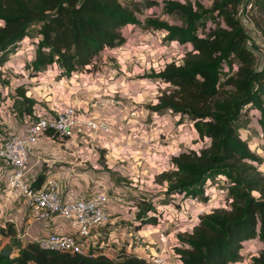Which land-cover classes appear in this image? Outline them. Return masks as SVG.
Listing matches in <instances>:
<instances>
[{
  "label": "trees",
  "instance_id": "1",
  "mask_svg": "<svg viewBox=\"0 0 264 264\" xmlns=\"http://www.w3.org/2000/svg\"><path fill=\"white\" fill-rule=\"evenodd\" d=\"M242 1L211 0L209 9L196 2L168 1L167 14L178 12L181 25L152 18L144 22L145 29L163 32L165 41L191 47L181 65L169 63L151 73L149 78L155 80L157 89H166L146 110L189 119L191 129L205 143L199 151L169 158L177 172L168 180L166 194L206 202L205 187L210 181L229 182L228 209L203 215L188 235L175 238L173 252L179 264H237L244 242L259 239L264 245L261 161L234 127L242 108L250 106L258 114L254 120L264 128V70L256 67L253 47L235 17ZM206 16L221 24L206 31ZM0 24V66L10 48L27 39L35 26L38 40L31 76L37 78L45 68L56 65L60 77L71 78L105 50L125 45L121 29L141 22L121 0H0ZM233 61L238 63L237 70L226 74L223 64L231 67ZM227 87L232 91H224ZM12 94L22 108L20 114H31L36 104L27 92L17 87ZM41 180L39 177L37 182ZM252 192L259 197H253ZM144 214L143 208L137 213L138 228L156 223L155 218L144 219ZM14 234L10 226L0 227V237ZM178 241L187 248L179 249ZM11 254L0 257V264H147L143 257L121 251L115 260L85 258L43 250L31 242L18 247L16 256ZM252 263L264 264V248Z\"/></svg>",
  "mask_w": 264,
  "mask_h": 264
},
{
  "label": "rangeland",
  "instance_id": "2",
  "mask_svg": "<svg viewBox=\"0 0 264 264\" xmlns=\"http://www.w3.org/2000/svg\"><path fill=\"white\" fill-rule=\"evenodd\" d=\"M168 1L178 3L189 2L192 4L196 2L201 4V6L205 9H209L212 5L211 0H121L125 6L134 11L135 15L141 22V25L137 27L128 25L121 29L120 32L126 39L125 45L114 49L113 55H109L108 50H105L98 58L93 59L92 64L89 67L80 72L74 73L71 78H74L73 80H78L81 78L80 75L82 74L86 76L90 75L89 78H91L93 82H95V79L97 78H104V76L114 79V81H112L106 78L109 82H114V84L119 88L112 86L107 88L108 90L105 93H110L109 95L111 96L109 97H112L113 95L116 97L118 94H114L115 91L121 90V95L123 96L120 98L116 97V99L121 103L120 107H122V109L126 104L132 103L133 100L130 99V97L134 100L136 99V101H138V99L139 101L141 100V103L136 105L140 111L146 109L145 105L155 103L156 97L161 94L166 87L163 86V89H157L155 80L149 78L151 73L169 63L181 65L184 56L191 50L189 45L180 46L175 43L165 41V34L163 32L148 30L144 27L145 20L149 18L166 21L174 25L182 24L181 16L178 12L175 11L172 15L167 14L166 3ZM245 1L246 0H243L238 5L235 17L240 21L241 17L247 13L248 16H251L259 30L264 34V6H262V2H264V0L252 1L253 6L248 12H246L247 9H242ZM218 24H221L220 20H209L206 16L204 28L208 31L209 28H215ZM37 40V27L33 26L29 30L28 38L18 42L14 47L10 48L6 57V62L0 66V139L5 138L10 132L9 127L11 124H13L14 128L16 127L22 134H24L25 127L22 125L20 120V110L22 108L20 107L19 102H14V96L12 94L17 87H21L25 93L29 92V97L31 99H40L42 98V95H46L41 103L35 102L36 105L34 106V108L37 109H44V112L46 109L43 105H46V102L50 101L49 97H51L52 101L56 102L57 105L61 104L57 102L60 96L56 94V88H59L61 84L65 86V80L70 78L65 79V77H60V70L56 65L45 68V70L42 71L37 78L31 76V63L34 59L35 44ZM237 67L238 63L236 61L232 62L231 67L223 64V70L226 74L234 73L237 70ZM61 79L64 81H60V83H58ZM116 79L119 80L117 81ZM93 82L87 84L85 89H87L89 85H93ZM48 85L51 87L49 95L43 93ZM62 85L61 87L63 88ZM104 86H108V84ZM61 87L60 89H62ZM95 88L96 87H91V89ZM224 89V91H232V88L230 87ZM131 92L132 96L129 94ZM46 93L48 92L46 91ZM55 94L58 96H55ZM222 95L223 92L220 96ZM75 96L78 98V93ZM138 96L139 98H136ZM113 97L110 99L114 100ZM143 102L145 105H142ZM91 104L93 107L90 106V109H94V117H96L97 120H100L98 115L101 111L96 109V107L99 108L100 106L96 103V101ZM40 105H42V107ZM81 111L84 112L82 109ZM13 113H16L19 118H13ZM84 113L87 115L88 112ZM255 115L258 116L252 107H243L238 121L234 124V127L236 128L238 136L247 144L250 151L260 158L261 164L259 165V171L261 172V176L264 178V128L258 120L257 122L254 120ZM160 116L157 117L156 121L162 124L163 120H161ZM117 118L119 119L120 116ZM176 119L177 118L172 116L169 127L166 126L164 132L161 128L156 130L157 135L160 136V133H162L163 136L161 135L162 137L160 141H163L164 145L167 146V149L164 151L166 153L163 155L164 161H162V165L160 166L156 164V162H152V157L159 156H154L148 151L147 159L145 156L140 154V160H133L132 162L135 163L129 165V167L125 165V162H120L117 164L118 171L110 173L104 166V154L106 153L104 151L105 149L98 151L99 156H101V166L103 167L98 174L100 175L101 172L106 173V176L108 177L107 179L114 183L115 190L118 192L117 199L119 201L117 202V208L119 207L118 205H123V213L119 210L118 213L115 214V221L117 224L113 231L118 233L119 238L122 236L125 237L127 235V230H130L129 227L131 226L137 234V231H140L141 227L139 226L138 228L136 224H133L132 222L137 223L139 221L136 216L142 208L146 213L144 214V219L155 218L156 222H150L142 225V227L145 226L144 231L140 233L142 238H140L141 236H137L139 238H133L134 240H132L131 243H128L126 240L117 241L116 245L119 247L121 253L126 252L128 254H133L135 252V248H140L139 250L136 249V252L143 250L140 255H144L145 250L147 251V247L151 250L156 247L155 244L161 246L162 240L159 238L160 231L164 233L165 237L168 236L169 239H174V242L171 243L168 241V244L165 246L166 249L170 247L173 250L175 238L179 235H188L186 232H181L187 225L192 224L194 227V225L199 222V218L203 215H206L213 210H226L229 207L230 199L227 193L229 182L227 180L210 181V183L207 184L205 188L208 200L206 202L201 199L193 201L183 198L177 194H166L168 180H171L173 178L171 176L177 172L176 166L172 165V163L168 160L174 155V151L177 149V154L189 153L191 151H199L205 146V143L200 140L198 135L191 129L189 119ZM147 122L149 123V121ZM120 123L121 124L115 122L118 126H122L124 122L121 121ZM125 128L126 126H123V129ZM149 130H147L146 133L150 134ZM122 135L125 138V134L123 132ZM160 141L153 143V140H150L148 144H157V146H160V144L158 145ZM85 146L86 145L83 143L82 147ZM42 147L44 148V146ZM117 150L119 151L123 149L117 148ZM75 152H78L79 155L76 154L74 157L73 154L72 166H75V169L77 170L79 169L77 166L79 156L84 153V159H86V156L90 157V154L79 147L75 149ZM160 152H163V150H160ZM122 156L120 155L117 157L121 158ZM88 160L93 162L91 157ZM63 161V166H67V163L71 162L68 161L67 158ZM144 161L148 163L151 162V164H145ZM33 163L34 161L31 159L30 164ZM158 163H161V160L158 159ZM98 164H100V162H98ZM72 166H69L68 170ZM125 166L129 170L128 176H125L124 172L121 170V168ZM252 196L258 198L259 194L257 192H252ZM149 208H151V210H148ZM20 218L21 215H19L18 219ZM164 223L170 224L172 228L170 225H167V228L162 230ZM58 224H60V228H64L66 232H72L67 225L62 224L61 227V223ZM35 227L42 229L43 225L37 224L34 228ZM133 229L131 230L133 231ZM44 230L48 231L47 228ZM173 230L179 231L178 234L176 233V236H169ZM31 233L34 234V229ZM126 238L128 239V236H126ZM114 240L116 239H113V241ZM143 240H145V242ZM150 243L153 244L149 245ZM178 244L179 249L187 248V246L182 242L178 241ZM18 245L19 243L17 240H10L9 242L0 241V252L3 248H7L8 251H12V249L16 248ZM263 248L264 245L259 239L244 242L239 253V260L237 264H253L252 259L257 257ZM149 261L150 260H147L145 263L149 264Z\"/></svg>",
  "mask_w": 264,
  "mask_h": 264
},
{
  "label": "built area",
  "instance_id": "3",
  "mask_svg": "<svg viewBox=\"0 0 264 264\" xmlns=\"http://www.w3.org/2000/svg\"><path fill=\"white\" fill-rule=\"evenodd\" d=\"M252 1L246 0L242 9L250 11ZM240 22L249 45L253 47L255 65L264 70V34L247 13ZM50 88L48 85L42 92L49 95ZM45 96L33 99L41 103ZM49 99L45 112L44 109L34 108L31 114L21 115L24 134L13 127L5 138L0 139V227L10 226L15 233L14 236L0 237V241L17 240L20 246L31 242L43 250L85 258L104 256L115 260L120 249L116 245L117 241H113L115 237L111 238V233L117 224L113 222H116L114 210L119 201L118 192L100 180L101 174L98 172L103 167L95 163L99 160L98 151L102 149L94 144L101 128L110 134L112 127L87 117L78 105L61 106L53 102L51 97ZM12 117L19 118L16 113ZM57 141L67 154L71 153L69 147H79L85 151L90 149L91 156L97 159L91 162L84 159L82 153L77 163V170L81 172L72 166V162L67 163L72 167L66 175L69 179L76 178L73 188L66 185L69 181H62V175H47L52 166L64 165V161L44 157L34 151L38 145ZM83 143L85 147H82ZM31 159L33 164H30ZM49 165L52 166L49 168ZM39 177L42 180L37 182ZM82 177L92 187L89 191L81 188V185L85 186L81 182ZM58 223H61V227L62 224L67 225L72 232H66ZM37 224H42L43 228H34ZM192 227V224L187 225L181 232H190ZM46 228L48 231L44 230ZM33 229L34 234L31 233ZM178 232L173 230L169 236H176ZM159 238L164 240V246L157 253L150 254L149 263L174 264L166 254L165 246L170 241L169 237L160 231ZM20 246L12 249V254L9 251V255L16 256ZM142 257L139 255L138 259Z\"/></svg>",
  "mask_w": 264,
  "mask_h": 264
},
{
  "label": "crops",
  "instance_id": "4",
  "mask_svg": "<svg viewBox=\"0 0 264 264\" xmlns=\"http://www.w3.org/2000/svg\"><path fill=\"white\" fill-rule=\"evenodd\" d=\"M113 51H108L109 55H113ZM81 76V78H80ZM78 80H73L74 78H70L65 80V86H63V89L56 88V94H58L60 97L58 98L57 102L61 103V106H69V105H76L78 104L80 106V108L84 111V112H88L87 113V117L89 118H93L95 120L96 117H94V109H90V106L93 107V105L91 103L95 102L98 103V105L100 106L99 108L96 107V109H99L101 112L98 115V118L100 120H97L99 123H103L106 125H110L112 127V129L110 130V134L106 133L102 128L99 130V132L96 135L94 144L95 146L101 148L102 150L105 149L104 151L106 152L104 154V166L105 168H107L106 170H109L110 173H115L117 172V164L118 163H122L125 162V165L127 167H129V165H132L135 162H132L133 160L136 161V159L140 160V154L142 156H145L146 159L148 158L147 156V152H151L154 156L158 155L159 157H152V162H156V164H158L159 166L162 165V161L163 160V155L166 153L164 152L167 149V146L164 145L163 141H160L161 137L163 136L162 133H160V136L157 135L156 130L158 128H161V130H163V132L165 131L166 126L169 127L170 124V120H172V116H170V113H166L162 116H160L161 120H163L162 124H160L158 121H156L157 117L159 116L158 114L152 113L148 110H143L140 111L138 110V108L136 107V105H139L141 103V100L136 101V99L134 100L132 97H130V99H132V103L126 104L123 109L122 107H120V102L116 99L122 97L123 95H121V90H117L115 91L114 94H118L116 97L112 96L114 98V100H111L109 97L111 95H109L107 92V88H110L112 86H116L114 84V79H111L109 77H105L104 78H97L95 79V82H93L91 80V78H89L90 75L86 76V75H80ZM88 78V79H87ZM112 80V81H108L107 79ZM66 79V77H65ZM86 80V81H85ZM117 81L119 79H116ZM60 81H64L63 79L59 80L58 83H60ZM85 81V82H84ZM93 82V85H89L87 87V89H85V86H87V84H90ZM108 84V86H104ZM91 87H96L95 89H91ZM115 88V87H114ZM116 88H119L118 86H116ZM60 89V90H57ZM92 91V93H91ZM61 92V93H60ZM89 92V93H88ZM133 92V91H132ZM132 92L129 93L132 96ZM78 93V98L77 96H75ZM55 96H58L56 95ZM113 94V93H111ZM87 95V97H86ZM86 97V98H85ZM136 98H139L136 97ZM151 100V99H150ZM145 105V103L143 102L142 105ZM146 106V105H145ZM90 111V112H89ZM170 114V115H169ZM120 116V118L118 119L117 117ZM175 118H177L176 120H179V116H173ZM123 121V125L122 126H118L115 124L119 123ZM149 121V123L147 122ZM13 123V122H12ZM123 126L126 128L123 129ZM10 131L13 129V124H11V126L9 127ZM16 128V127H15ZM153 128V129H152ZM123 129V130H122ZM150 129V130H149ZM147 130L150 131L149 133H146ZM122 132L125 134V138L122 135ZM162 135V136H161ZM149 140V141H147ZM150 140H153V143L160 141V143H158V145L160 144V146L156 145H150V143L148 144V142H150ZM131 143V144H130ZM127 144V146H126ZM44 146V148L42 147ZM69 146V145H68ZM63 146L61 145V143L55 142V143H50L49 145H38L36 147H34V151L36 154L39 155H44V157H48V158H56V159H60V160H65L66 158L68 159V161H72V157L74 154V157L76 156V154H78V152H75L76 147H69L68 151H70V154H67L64 149L62 148ZM126 147V148H124ZM118 149H123V150H117ZM67 150V149H66ZM160 150H163V152H160ZM101 151V150H100ZM177 149L174 151V155L177 154ZM88 154H90V149H88L86 151ZM119 152V153H116ZM129 152V153H128ZM79 155V154H78ZM84 153H83V157H84ZM122 156L121 158L117 157V156ZM173 155V156H174ZM90 157L92 160H94V162L97 161L96 158L92 157L90 154ZM89 156H86V158H90ZM99 156V160L97 161L100 162L101 165V160H100ZM85 158V157H84ZM158 159L161 160V163H158ZM156 160V161H155ZM169 160V159H168ZM145 162V161H144ZM145 164L150 165V163L145 162ZM52 165H49L48 167L50 168ZM122 167L121 170L124 172L125 176H128L129 174V170L127 169V167ZM69 166H63V165H58V167H54L52 166L50 168V172L48 171L47 175H62L61 178L62 181H69L66 182V185L69 188H73L74 184H75V180L76 178H70L66 175V172L68 170ZM39 170V169H38ZM105 170V171H106ZM40 171V170H39ZM80 171V170H77ZM81 172V171H80ZM101 178L100 180L108 185L111 186L112 188L115 189L114 183L111 182V180L109 181L106 176L105 172H101ZM66 177V178H65ZM81 182L84 184L85 186H81V188L85 191H89L90 189H92L91 186H89L88 182L86 181V179L84 177L81 178ZM81 182H78L81 183ZM119 207L117 208V206L115 207L116 209L114 210V213H118V211L120 210L121 213H123V205H118ZM116 223V222H113ZM167 223H164V225L162 226V230L167 228ZM170 227L172 228V226L170 225ZM116 228V226L114 227V229ZM145 226L140 228V231H137V234L135 233L133 227H129L130 230H127V235L128 239L126 238V236H122L121 238L118 237V233L115 231H112L111 233V238L115 237L116 241H124L126 240L128 243H131L132 240L137 239L141 236L140 233H142L144 231ZM126 229V228H124ZM123 229V230H124ZM133 229V231L131 230ZM121 230V231H123ZM139 236V237H137ZM173 236V235H171ZM134 238V239H133ZM142 238V236L140 237ZM172 238V237H171ZM162 240V244L161 246H158L155 244V248L149 250L147 247V251L145 250V254L143 255V257H145V260H150V254H155L157 253V251L159 249H162V247L164 246V240ZM145 242V240H143ZM170 242H174V239H170ZM153 243H150L149 245H151ZM134 249V253H136L138 256L140 255V253L143 252V250H141L140 252H136L137 249ZM169 247L166 250V254L169 257V259L172 261V263H176L177 260L175 258L174 252L173 250ZM130 251V250H129Z\"/></svg>",
  "mask_w": 264,
  "mask_h": 264
},
{
  "label": "water",
  "instance_id": "5",
  "mask_svg": "<svg viewBox=\"0 0 264 264\" xmlns=\"http://www.w3.org/2000/svg\"><path fill=\"white\" fill-rule=\"evenodd\" d=\"M0 257H3V258L9 257V251L7 248L2 249V251L0 252Z\"/></svg>",
  "mask_w": 264,
  "mask_h": 264
}]
</instances>
